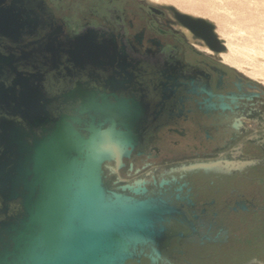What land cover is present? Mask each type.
<instances>
[{
    "label": "flooded vegetation",
    "instance_id": "af4514ba",
    "mask_svg": "<svg viewBox=\"0 0 264 264\" xmlns=\"http://www.w3.org/2000/svg\"><path fill=\"white\" fill-rule=\"evenodd\" d=\"M173 6L0 0V108L33 86L72 91L52 103L120 132L107 186L188 221L154 260L126 264H264V96ZM14 123L0 113V141Z\"/></svg>",
    "mask_w": 264,
    "mask_h": 264
},
{
    "label": "water",
    "instance_id": "95a60500",
    "mask_svg": "<svg viewBox=\"0 0 264 264\" xmlns=\"http://www.w3.org/2000/svg\"><path fill=\"white\" fill-rule=\"evenodd\" d=\"M177 13L211 51H226L212 22ZM60 97L65 102L74 94L54 98ZM13 98L15 104L0 108L15 119L0 141V264L154 260L188 226L180 210L162 199H139L107 186L104 150L120 132L58 107L34 86ZM6 99L5 90L0 100Z\"/></svg>",
    "mask_w": 264,
    "mask_h": 264
},
{
    "label": "rangeland",
    "instance_id": "374dc122",
    "mask_svg": "<svg viewBox=\"0 0 264 264\" xmlns=\"http://www.w3.org/2000/svg\"><path fill=\"white\" fill-rule=\"evenodd\" d=\"M147 1L159 5H174L181 11L212 22L227 46L221 59L251 81L256 91L264 96V0ZM226 55L231 56L235 62L226 59ZM115 146L113 148L120 153L118 145ZM112 156L114 155L109 157ZM217 156L219 155H212Z\"/></svg>",
    "mask_w": 264,
    "mask_h": 264
},
{
    "label": "bare ground",
    "instance_id": "6f19581e",
    "mask_svg": "<svg viewBox=\"0 0 264 264\" xmlns=\"http://www.w3.org/2000/svg\"><path fill=\"white\" fill-rule=\"evenodd\" d=\"M229 47H231V46H229ZM206 49L207 50H210L208 47H206ZM231 50H233L234 51V49L233 48H230ZM249 50V49H248ZM211 51V50H210ZM223 52H221V55L223 56ZM224 57V56H223ZM226 57V59H228V60H231V61H233L234 59L233 58H231V56H229V55H226L225 56ZM234 62H235V60H234ZM126 135V134H125ZM128 137V136H127ZM122 138H125V137H122ZM121 140V139H120ZM117 142V143H116ZM113 141V140H110V141H108L107 142V146H106V148H105V150H104V154L107 156V157H109V156H111V155H114L115 157L116 156H119L120 155V153H119V151H118V149H116V148H113V146H115L116 144H118V141ZM131 143V142H130ZM120 145V144H119ZM116 147V146H115ZM120 160V159H119Z\"/></svg>",
    "mask_w": 264,
    "mask_h": 264
}]
</instances>
